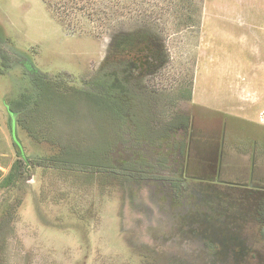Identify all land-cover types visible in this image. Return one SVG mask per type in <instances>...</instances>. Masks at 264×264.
<instances>
[{
	"label": "rangeland",
	"instance_id": "obj_1",
	"mask_svg": "<svg viewBox=\"0 0 264 264\" xmlns=\"http://www.w3.org/2000/svg\"><path fill=\"white\" fill-rule=\"evenodd\" d=\"M93 3L108 19L0 0V264H264V192L236 184L264 169V0ZM146 27L169 61L140 84L161 99L142 134L141 111L114 125L90 96L112 40Z\"/></svg>",
	"mask_w": 264,
	"mask_h": 264
},
{
	"label": "trees",
	"instance_id": "obj_2",
	"mask_svg": "<svg viewBox=\"0 0 264 264\" xmlns=\"http://www.w3.org/2000/svg\"><path fill=\"white\" fill-rule=\"evenodd\" d=\"M44 1L49 4L51 8H53L54 12L56 11L61 15L62 21H68V23L71 21L73 22L78 14L83 13L87 14L91 21L96 19L104 21L111 15L105 8L96 9L93 3L94 0ZM54 6L56 7L54 8ZM142 35L144 37L143 45H137L136 40L133 39L131 41L132 38H130V42H128V38L125 37L120 40L118 38L112 40L113 43L110 46L112 48L110 49L103 66L97 72L98 74L95 78H93V85L97 89V94L93 93L90 98L92 99L91 105L95 107L98 112L109 118L114 117V120H112L114 125L118 123L120 117L124 119L125 115L128 113L131 115V108H133V110L137 109L138 111H141V116L139 118L134 117L136 118V121H134L131 116L130 117L132 122H135L137 125L139 124L138 128H143L141 132L144 134V126L155 120L153 113H151V108L156 102L161 101V99L156 97V91L154 94L155 96H153L154 101H151V103L144 101L143 95L146 93L148 94V89L142 87L140 84L143 83L146 77L151 76L154 71H158L160 67L167 64L169 61V54H167L164 44L160 46L161 48L154 46V38L156 37L154 33L149 32L147 27L143 31ZM133 86H136V89ZM98 92H102L103 94H98ZM188 94V99H190L191 94L189 92ZM180 95L181 100L187 99L186 94L180 93ZM23 102L25 101L20 100L15 104L17 105L18 103V106H21L24 104ZM10 113L17 114L16 112L11 111ZM177 116H174L170 126L168 125V129L170 128V131L179 129L184 131L187 128V118H180ZM156 122H159V119ZM110 143L111 142L107 143V145L109 146ZM15 144L18 146L17 140H15ZM65 153L66 150L64 149L59 152L60 156L58 159H56L57 157H52L51 160L54 161L56 159L55 161H60L61 163L71 164L74 166H86L89 164L88 162L100 159L101 155L100 153L95 156H90L89 160L79 161L75 158H71L70 156H68L67 159H64L62 156H65ZM19 154L23 156L22 152H19ZM33 162L34 160H30V163ZM90 166H99L100 168L105 167L104 164L101 166L99 164ZM20 172L21 169L14 164L8 175L2 179V185L9 186L12 182L17 181V179L21 177ZM21 173L23 174V172Z\"/></svg>",
	"mask_w": 264,
	"mask_h": 264
},
{
	"label": "flooded vegetation",
	"instance_id": "obj_3",
	"mask_svg": "<svg viewBox=\"0 0 264 264\" xmlns=\"http://www.w3.org/2000/svg\"><path fill=\"white\" fill-rule=\"evenodd\" d=\"M224 145L225 144H224V138H223V140L221 139L220 142L214 144L213 149H212L213 154H214L212 159H215L216 158V160H217V159L221 158V159H219L220 160L219 161L220 166L218 165L219 168H217L218 169V172L204 171L208 175L209 174H212V173H214V174L216 173L215 174L216 176H215V180L214 181H218V182L222 180L221 179V172H222L221 169H222V166H223L222 165L223 164L222 161L225 159V157H227V159H228L232 155V153L230 154V152L225 153V150H223L224 149ZM252 149H253V147H252ZM252 153H253V150H252ZM201 154H202V152H201ZM259 165L260 164H257V166L256 167L253 166V168H251V167L249 168L247 166L248 168L247 169H244V171H243V169H241L240 172H246V174H244V176L241 177L242 179L245 177V179H244V181H239L240 183H236V184L246 185V186L249 185L252 188H255V189L259 190V191H263L264 192V174L262 173V172H264V169L263 170H259ZM199 170H201V169H199ZM227 171L228 172H237L231 166H229V168L227 169ZM248 180H249V182L247 183L246 181H248ZM231 182L232 183H235L233 181H231ZM173 186L175 188H177V190H179V191H181V190L178 189V187L179 188H184V185L182 186L180 184L179 185L178 184H176V185L173 184Z\"/></svg>",
	"mask_w": 264,
	"mask_h": 264
}]
</instances>
